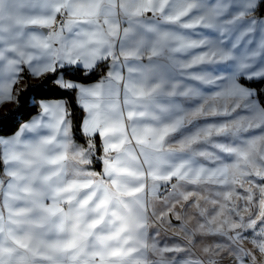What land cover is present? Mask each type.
I'll list each match as a JSON object with an SVG mask.
<instances>
[{"label": "snow or ice", "instance_id": "snow-or-ice-1", "mask_svg": "<svg viewBox=\"0 0 264 264\" xmlns=\"http://www.w3.org/2000/svg\"><path fill=\"white\" fill-rule=\"evenodd\" d=\"M57 14L63 23L48 35L30 28L51 30ZM196 28L205 35L185 34ZM193 49L201 51L189 61L175 59ZM108 61L94 85L61 74L92 73ZM198 65L205 67L187 78L216 89L208 95L175 82ZM25 68L77 93L87 147L72 142L62 99L40 102L36 117L0 137L9 178L0 181V264H220L221 253L230 257L227 264H264V187L256 190L255 216L241 214L252 187L234 198L235 185L243 188L237 176L264 178V134L252 131L264 133V90L250 87L264 84V0H0V104L15 100L12 86ZM194 99L195 108L183 106ZM238 108L247 115H233ZM207 117L222 121L193 124ZM95 136L103 175L85 169ZM174 178V191L161 201L166 210L155 211L147 194ZM220 185L232 191L212 190ZM187 186L209 195L180 190ZM185 205L204 221L194 229L176 211ZM170 215L180 224L172 236L185 247L157 243L164 225L171 227ZM247 235L255 237L247 241L251 249L243 245ZM209 237L227 247L205 246L204 259L191 258ZM148 253L156 259L148 261ZM169 253L184 255L167 259Z\"/></svg>", "mask_w": 264, "mask_h": 264}, {"label": "crops", "instance_id": "crops-1", "mask_svg": "<svg viewBox=\"0 0 264 264\" xmlns=\"http://www.w3.org/2000/svg\"><path fill=\"white\" fill-rule=\"evenodd\" d=\"M145 15L148 16L149 18L152 16L151 13H146ZM59 17H60V15L57 14L56 19H55V24L52 26V29L51 30H49V29L45 30L44 28H39L38 26H30V28L33 31H36L38 33H42L43 35H48L49 31H55V30L58 29V26L59 25L57 26L56 23L58 22ZM121 26L122 27H126L127 25L126 24H122ZM184 31H185V34L189 35L192 39H199L201 36L205 35V31L201 30L200 28L188 29V30H184ZM64 35L65 36H70V34L68 32H65ZM210 38H214V37H210ZM56 46L58 47V45H56ZM200 51H201L200 49H193V50H190L189 52H186V53H176L175 54V59H177V60H179L181 62H187V61H189L191 59V57L193 55L199 54ZM142 62L145 63V64L148 63L147 59H143ZM110 63H111L110 61L103 63V64H106L107 65L106 73L109 70L108 65ZM99 66L97 68H99ZM203 67H205V66L204 65L194 66L193 68L189 69L187 71V73L184 74V77L183 78L177 77V79H176L175 82H177L179 84H182V85H188L190 87L197 88L199 91H201L205 95L210 94L212 91H215L216 89H214V88H212L211 86H208V85L201 86L198 82L192 81V80H190V79L187 78L189 75H195V74H197L199 72V69L200 68H203ZM24 70H27V69L25 68ZM23 71L20 74L19 83L12 86V94L15 97V100L14 101H11V102H4L3 104H0V111H3L4 109L10 108V107H14V106L16 107V106H18V104H19V101H18V91H19V89L20 88L22 89V88L27 87V85L29 83H33L34 84V83H36L38 81V78H34L31 75L29 76V78H27L26 76L23 75ZM61 74L64 76L63 73H61ZM105 74L100 79H98L96 81L88 82V83L81 82V81L74 80V79H70V78H67L65 76H64V79L65 80H69V81H75V82H78V83H80L82 85H85V86H90V85H94V84L98 83L99 81H101L104 78ZM221 74L222 75H228L227 72H224V73H221ZM3 82L5 84H7L6 77H5V79H4ZM254 90H256V89H254ZM61 99L66 102V107H67V110L69 111L68 106H67V101L65 99H63V98L44 99V100H40V102H42V101H51V100H61ZM219 103L220 102H218V104H217L218 107H219ZM197 105H198V101L195 100V99L194 100L187 101V102H185L183 104V106L185 108H187V109L195 108ZM229 107H231V104H229ZM38 114H39V112L36 113V114H34L30 119H28L24 123L30 122ZM237 114H239L240 116L247 115L246 112L241 111V109H239V108L236 109V112L235 113H233V115H237ZM85 115H86L85 114V111L83 110V118L85 117ZM221 121H222V118H218V117H207V118H200V119L194 120L193 124L194 125H197V126H203L205 123H218V122H221ZM24 123H22L21 126ZM192 127H193V125H189V128H192ZM18 129H17V131H18ZM17 131H15V132H17ZM252 131L256 135H261V132L258 129L252 130ZM14 133L9 134V135H0V137L8 138V137H11ZM71 134H72V142L74 144H76L78 146H81V147H85V148L87 147V145H85L84 142L78 140L75 137L74 130H73V126H72V129H71ZM248 136H249L248 133H242L241 134V138L242 139L243 138H248ZM216 139L220 143H231V141H229V140H227V139H225L223 137L216 138ZM91 142L92 143H95V145H96V151H95V155L93 157H91L92 163L90 165L85 166V169L87 171L96 172V173H99V174L103 175V172H102L103 165L100 162V160L98 159L99 157H102L103 156L102 149H101V153L99 155H97L98 142H99V145L101 146L100 137L99 136L93 137V139H92ZM208 150L209 151H212V149H208ZM216 154L219 155L218 152ZM226 162L231 163L232 161L226 159ZM209 166H211V165H209ZM245 170L247 171V169H245ZM5 172H6V168H5V165L3 163V167L0 170V181H4L5 182V185H6V183H7V181H8L9 178L5 175ZM254 178H255V183L258 185V183H259V177L258 176H254L252 174H250L248 177H240V176H237V179L240 181L241 184H243V188H241L239 184L235 185L234 198L237 195L240 196V197H244L245 195H247L246 189L249 188V187H252V190H253ZM169 183L170 184H175L176 183L175 178L172 181H170ZM162 185H164V184L163 183L160 184V186H159L157 192L155 193V195H153L151 193H148L147 196H146V199H147L150 207H152L157 212H161V211H165L166 210L165 207H164V205L161 203V201L164 200V198L168 195V193L165 194L164 196H160L159 191H160V187ZM147 187L148 186L146 184V188ZM180 190L181 191H200V194L201 195H209V192L204 191L202 189H198V188H196L194 186L181 187ZM212 190H216V191H219V190H222V191H232V188L231 187H228V186L220 185V186H213V189ZM173 191H174V189L171 190V192H173ZM171 192H169V193H171ZM2 198H3V193H2V191H0V202H2ZM210 199H216V197L215 196H210ZM46 203H47V201H46ZM250 203L252 204L253 203V200ZM250 203L247 204V211L246 212L245 211H242L241 212V214L244 215L245 217H247L249 215V213H251L253 215L254 213L257 212V208L255 210H253V206L250 205ZM236 204L238 206H240L241 208H243L245 206L243 200H240V199H237L236 200ZM186 206L187 205H185L183 208H181V207L178 206L176 208V211L179 212L181 214V216L185 218L187 228L194 229L196 223L198 221L200 222V218L196 215V213H195L194 210L189 209L188 206L187 207ZM201 206L204 207L205 205L202 203ZM170 216H169V218H170ZM201 222L203 223L204 221H201ZM179 229H180L179 222H177L176 220L173 221V219H171V227H170V230L168 229L169 232H167V233H169V236L171 237V241H169L167 238H165L166 232L162 230V231H160V233L158 234V237H157V243L159 244V246H161V247H164V246L171 247L174 244H181L182 247H185V245H183L180 240H178V239H176L175 237L172 236V232L179 231ZM154 232H155V227L149 228V232H148L149 242H151L152 236H153V233ZM221 243H224L225 246L227 247L226 242L225 241H222L219 237H209V238H206V239H204L202 241H199L197 243L196 247H194L192 249V253H194V255H192L191 258H193V259H195V258L204 259V256H203V254L201 252V249L203 247H205V246H209L210 247V246H212L214 244H221ZM183 255H184L183 253H178L175 256H173L172 254L169 253V254H166V258L167 259H179ZM155 259H156V256L154 254H152V253H148L147 254V260L148 261H154ZM217 259L220 261V264H227V260H229L228 259V256L222 255V253L220 254L219 257H217Z\"/></svg>", "mask_w": 264, "mask_h": 264}, {"label": "trees", "instance_id": "trees-1", "mask_svg": "<svg viewBox=\"0 0 264 264\" xmlns=\"http://www.w3.org/2000/svg\"><path fill=\"white\" fill-rule=\"evenodd\" d=\"M107 70L106 64H101L95 72H63L64 76L70 79L81 82H92L100 79ZM23 75L29 78L30 74L27 70L23 71ZM35 85H43L41 88L34 87ZM250 87L256 89L257 92L264 90V84H251ZM63 98L67 101L70 119L74 130L75 137L86 142V139L80 133V121L83 119V109L77 104V93L75 91L66 92L53 88L51 80L48 76L40 78L36 83H29L27 87L18 91L19 104L16 108L9 110V112L0 117V135H9L17 131L22 123L30 119L34 114L39 112L40 100ZM101 153V146L98 142L97 155ZM96 155V156H97ZM95 156V157H96ZM3 167V162L0 161V170Z\"/></svg>", "mask_w": 264, "mask_h": 264}, {"label": "rangeland", "instance_id": "rangeland-1", "mask_svg": "<svg viewBox=\"0 0 264 264\" xmlns=\"http://www.w3.org/2000/svg\"><path fill=\"white\" fill-rule=\"evenodd\" d=\"M40 79V78H39ZM38 79V80H39ZM21 89V88H20ZM19 89V90H20ZM17 107V106H16ZM15 106L14 107H10V108H7V109H4L3 111H0V117L1 116H3V115H5V114H7L8 112H9V110H11V109H14V108H16ZM261 134H264V133H261ZM84 144L85 145H87V142H84ZM257 187H264V178H261V177H259V183H258V185L255 183V178H254V183H253V203L251 204L250 203V205H252L253 206V210H255L256 209V203H257ZM171 192V191H170ZM169 193V192H168ZM159 194H160V191H159ZM160 196H162L161 194H160ZM187 207V206H186ZM255 214L256 213H254L253 215L255 216ZM170 220L171 219H173V221H175V219L172 217V216H170V218H169ZM188 221V220H187ZM190 221V220H189ZM197 221V220H196ZM201 221H203V220H201L200 219V222ZM202 223V222H201ZM164 227H165V229H167V232H169V230H170V228H169V226L168 225H164ZM169 229V230H168ZM259 229H257V231H258ZM166 232V234H165V238H167L169 241H171V237L169 236V233H167ZM255 237H253V236H251V235H247L246 236V239L243 241V245H244V247L245 248H247V249H251L252 248V245L251 244H249V243H247V241L248 240H250V239H254ZM222 255H224L223 253H222ZM228 259H230V257H228ZM228 261V260H227ZM246 264H247V262H246ZM258 264H259V259H258Z\"/></svg>", "mask_w": 264, "mask_h": 264}, {"label": "built area", "instance_id": "built-area-1", "mask_svg": "<svg viewBox=\"0 0 264 264\" xmlns=\"http://www.w3.org/2000/svg\"><path fill=\"white\" fill-rule=\"evenodd\" d=\"M63 23V18L60 16L59 19H58V22L56 23V25H61ZM172 184L168 183V186L165 187L164 185H162L160 187V194L162 196H164L165 194H167L168 192H170L173 188L171 186Z\"/></svg>", "mask_w": 264, "mask_h": 264}, {"label": "water", "instance_id": "water-1", "mask_svg": "<svg viewBox=\"0 0 264 264\" xmlns=\"http://www.w3.org/2000/svg\"><path fill=\"white\" fill-rule=\"evenodd\" d=\"M45 30H47V28H44Z\"/></svg>", "mask_w": 264, "mask_h": 264}]
</instances>
